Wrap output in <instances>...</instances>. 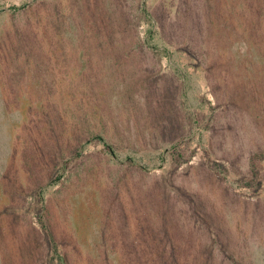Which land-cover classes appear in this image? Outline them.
Segmentation results:
<instances>
[{"label":"rangeland","instance_id":"1","mask_svg":"<svg viewBox=\"0 0 264 264\" xmlns=\"http://www.w3.org/2000/svg\"><path fill=\"white\" fill-rule=\"evenodd\" d=\"M0 264H264V0H0Z\"/></svg>","mask_w":264,"mask_h":264},{"label":"trees","instance_id":"2","mask_svg":"<svg viewBox=\"0 0 264 264\" xmlns=\"http://www.w3.org/2000/svg\"><path fill=\"white\" fill-rule=\"evenodd\" d=\"M24 7V5L23 6H12L11 7V9L12 10H19V9H21V8H23ZM155 48H158V46H154ZM100 140L102 139L101 137H99V136H97Z\"/></svg>","mask_w":264,"mask_h":264}]
</instances>
